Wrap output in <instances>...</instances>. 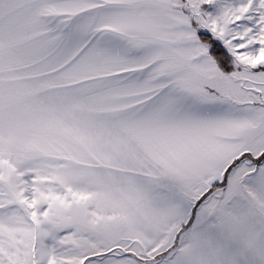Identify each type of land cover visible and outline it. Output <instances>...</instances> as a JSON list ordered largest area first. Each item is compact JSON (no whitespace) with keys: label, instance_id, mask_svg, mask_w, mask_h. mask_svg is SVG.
<instances>
[{"label":"snow or ice","instance_id":"obj_1","mask_svg":"<svg viewBox=\"0 0 264 264\" xmlns=\"http://www.w3.org/2000/svg\"><path fill=\"white\" fill-rule=\"evenodd\" d=\"M0 264H264V0H0Z\"/></svg>","mask_w":264,"mask_h":264}]
</instances>
